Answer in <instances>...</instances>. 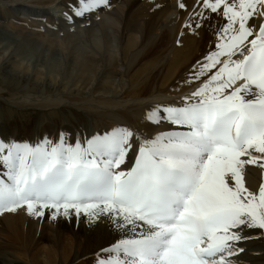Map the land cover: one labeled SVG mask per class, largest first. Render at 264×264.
I'll list each match as a JSON object with an SVG mask.
<instances>
[{
    "label": "snow or ice",
    "instance_id": "1",
    "mask_svg": "<svg viewBox=\"0 0 264 264\" xmlns=\"http://www.w3.org/2000/svg\"><path fill=\"white\" fill-rule=\"evenodd\" d=\"M196 2L195 15L210 10L227 23L189 82L207 79L182 106L147 113L177 128L142 140L127 170L134 136L127 127L83 144L63 134L35 145L0 139V213L107 215L131 235L102 249L110 255L97 264H232L243 251L237 243L248 239L243 229L264 230V183L253 192L243 177L247 165L264 169V0ZM108 3L79 0L75 14Z\"/></svg>",
    "mask_w": 264,
    "mask_h": 264
},
{
    "label": "bare ground",
    "instance_id": "2",
    "mask_svg": "<svg viewBox=\"0 0 264 264\" xmlns=\"http://www.w3.org/2000/svg\"><path fill=\"white\" fill-rule=\"evenodd\" d=\"M6 2L17 17L49 16L52 20L46 7L24 0ZM112 2L116 5H110ZM179 2L181 0H141L138 4L129 6L122 0H109L108 6L94 11L90 16V19L96 20L99 12H102L106 18L119 24V52L115 58L108 59L106 65L124 80V84L112 96L97 87L87 94L86 101H81L74 92L66 89V85L48 90L55 87L50 80H44L36 72L24 74L17 71L13 68L16 64L13 60L4 64L0 62V139L5 142H26L25 125L20 121L26 113L39 116L31 128V137L35 138L38 131L37 138L51 137L56 143L62 134L69 144H75L77 139L83 144L94 135L104 134L117 127H127L134 132L132 146L136 148L142 140L175 130L177 126L169 122L153 123L148 120L147 113L156 106L185 103L184 98L207 79L206 75L199 81L189 82L192 73L204 62L206 55L216 50L218 32L227 23L221 13H211L210 10H205L203 17L195 15L202 8V4H197L196 0H182L186 5L183 9L178 7ZM27 11L29 14L23 16L22 13ZM46 20L44 19L47 25ZM260 22L259 19L252 21L257 26ZM197 23L201 25L199 28L195 26ZM49 24L56 28L53 21ZM186 24L192 26L187 27ZM30 46L33 50H40L39 44ZM89 59L95 61L94 57ZM104 78H109V75ZM38 89L48 90L43 94L48 93L50 96L40 100ZM28 96H31L30 101ZM4 125L8 127L7 131L3 130ZM2 171L0 168V173ZM243 174L245 186L250 191L258 192L264 183V169L257 165H247ZM247 180L251 183L247 184ZM52 211L45 210L43 217L29 215L26 209L5 213L2 215L5 221L0 220V234H10L19 244L17 248L24 249L25 252L36 246L38 236L43 232L42 227L40 232L34 229L39 218L48 220L58 228L65 224L72 226L75 240L85 241L91 238L92 245L87 252L107 249L131 235L119 229L107 215H101L94 221L83 214L79 217L75 214L70 217L60 214L53 219ZM15 216L18 217L13 218ZM258 232L261 235L259 242ZM241 234L248 239L237 243L236 246L243 251L230 258L232 264H264V230L245 228ZM55 244L54 249L59 246L58 243L57 246ZM4 245L8 247L7 244ZM76 257L77 253L72 258ZM3 258L6 259V256L3 255ZM3 258L0 259V264ZM15 259L10 263L21 264ZM47 259L52 260L50 254H47Z\"/></svg>",
    "mask_w": 264,
    "mask_h": 264
},
{
    "label": "rangeland",
    "instance_id": "3",
    "mask_svg": "<svg viewBox=\"0 0 264 264\" xmlns=\"http://www.w3.org/2000/svg\"><path fill=\"white\" fill-rule=\"evenodd\" d=\"M6 1L13 0H0V62L4 64L8 60H13L16 62L13 68L17 71L24 72V74L38 73L44 80H50L55 84L54 88L48 90H55L66 85V89L74 92L76 98L81 101H86L87 94L97 87H101L108 96L114 95L121 89L124 80L106 65L108 59H113L118 55L120 48L119 24L115 23L113 19L106 18V15L99 12L97 19L93 20L90 19V16L94 12L88 13L85 14L87 17L83 15V19L87 21L88 26L77 27L74 23L60 21L59 30L53 28L54 25L49 24L52 21L49 16L44 18L17 17ZM24 1L46 8L55 3L58 5L69 4L71 6L69 13L73 17L76 16L75 9L77 7L73 6L75 0ZM122 1L129 6H133L141 0ZM110 5L115 6L116 3L112 2ZM44 19H47L46 22L49 26L46 25ZM36 27H43V30L38 31ZM31 44H39L40 50H33ZM90 57H94L95 61H91ZM105 75H109V78L105 79ZM48 90H37L41 95L40 100L50 96L48 93L43 94ZM30 100L31 96H28V101ZM8 117H6V120ZM38 118V115L31 113H26L20 118V121L25 125L26 142L35 145L47 138L56 143L55 139L51 137L37 138L38 131L35 138L31 137V128ZM3 130L7 131L8 127L4 125ZM243 177L245 180L244 174ZM246 183L250 184L251 182L247 180ZM16 217L18 216L13 218ZM0 220L5 221L4 216L0 215ZM47 221L40 220V218L36 220L34 224L35 231L40 232L42 227L43 232L38 236L36 246L30 247L26 252L24 249L17 248L19 244L10 234H0V247L3 246L0 248V251H3L0 252V256H2L1 258H3V255L6 256V259L3 258L4 262L2 261V264H11L10 262L15 258L21 264H88V261L89 264H97L98 259L110 255L109 253L93 250L89 251L90 256L87 250L92 245L91 238H87L85 241L75 240L73 238L74 234H72L74 233L72 226L65 224L59 225L60 228H58V226H52ZM62 228H65V230ZM52 234H54V237ZM260 237L261 235L258 232V242L261 240ZM53 243H56V246L58 243L59 246L54 249ZM4 244H7L8 247ZM75 253H77V257L73 259ZM47 254H50L51 261L47 259Z\"/></svg>",
    "mask_w": 264,
    "mask_h": 264
}]
</instances>
